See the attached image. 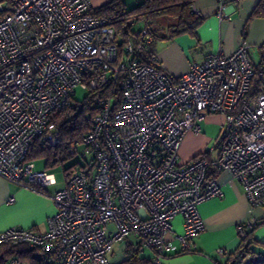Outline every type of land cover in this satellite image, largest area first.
<instances>
[{"label":"built area","instance_id":"obj_1","mask_svg":"<svg viewBox=\"0 0 264 264\" xmlns=\"http://www.w3.org/2000/svg\"><path fill=\"white\" fill-rule=\"evenodd\" d=\"M239 1L218 0L220 17ZM4 2L0 176L45 187L47 171L29 160L32 144L59 141L47 133L50 121L77 104L78 86L99 93L92 128L68 148L80 159L53 197L48 229L11 227L0 232V246L26 245L40 264H117L135 253L165 264L166 255L195 249L205 229L199 205L223 195L212 166L239 180L252 206L264 204V57L255 64L245 41L175 78L151 53L148 27L122 40L114 19L93 13L90 0ZM191 8L202 16L195 2ZM212 113L225 116L216 157L206 151L182 162L186 132H199L198 121ZM177 215L184 230L175 243L169 234ZM256 225L240 224L239 235ZM6 264L28 263L12 256Z\"/></svg>","mask_w":264,"mask_h":264},{"label":"crops","instance_id":"obj_2","mask_svg":"<svg viewBox=\"0 0 264 264\" xmlns=\"http://www.w3.org/2000/svg\"><path fill=\"white\" fill-rule=\"evenodd\" d=\"M111 0H90L93 9H97ZM261 0H241L228 6V16L220 17L218 0H194L200 8L203 23L197 30V37L181 34L174 37H163L151 44V49L157 56L158 65L170 76L178 78L188 72L194 63L201 64L208 56L222 47L226 53L233 52L242 42L248 44V53L255 64H261L264 57V17L253 16V12ZM127 7L129 4L124 0ZM250 21V29L243 39H240ZM259 53V61L252 57V53ZM208 120L210 122H205ZM219 121V134L212 146L208 147L211 139L203 135L209 123ZM225 116L212 113L198 121L200 131L190 129L186 132L180 150L182 162L191 160L203 152H210L212 158L218 153V138L221 133ZM204 123V124H203ZM45 140V139H44ZM45 144H50L45 140ZM38 170H46L48 184L40 187L30 183L27 186L9 181L0 176V232L11 227L34 228L44 232L48 229V218L53 215L57 206L54 201L55 193L66 183L68 169L64 170L63 178L59 181L56 173L58 165L49 166L48 157L31 160ZM42 163V165H39ZM210 174L217 178L222 185L223 195L211 198L199 205V212L205 220V229L196 239V247L191 252L168 254L164 258L165 264H226L232 254L238 251L242 237L238 226L248 221L259 222L264 218V204L252 206L246 197L242 183L233 178L229 172H219L211 167ZM13 202H9L11 197ZM174 235L169 238L178 243L176 235L183 233L184 218L177 215L173 221ZM247 233L252 229L246 226ZM255 238V237H254ZM264 241V236L260 237ZM224 248L226 256L217 253ZM243 264H251V255L243 258ZM231 263V262H230Z\"/></svg>","mask_w":264,"mask_h":264},{"label":"trees","instance_id":"obj_3","mask_svg":"<svg viewBox=\"0 0 264 264\" xmlns=\"http://www.w3.org/2000/svg\"><path fill=\"white\" fill-rule=\"evenodd\" d=\"M6 5L13 0H4ZM139 3L128 8L124 0H111L93 13L101 16H108L114 19L113 25L118 36L122 40L132 34L137 21H145L146 26L154 34L155 40L163 37H174L181 34H190L197 37V30L203 23L204 17L192 11L194 0H138ZM253 16L264 17V0H261L253 12ZM165 31L158 35V32ZM153 41V42H154ZM151 53L154 50L151 49ZM99 91H90L83 102H78L67 108L56 112L50 121L48 134L54 129L59 132V144L52 146L45 144L44 137L39 138L32 144V151L29 160L48 157L49 166L64 164L69 158L68 148L78 139L87 133L93 124V118L98 111L95 105V96ZM115 93L119 95V91ZM197 156V155H196ZM70 170V169H68ZM264 226V218L260 220L255 228L242 238L241 245L235 254L229 258L226 264L240 262L247 255H251V264H264V255L252 250L253 242H260L253 238L254 230ZM264 245V241L260 242ZM12 256L19 257L28 264H40L33 254V250L26 245H3L0 246V264H6ZM231 262V263H230ZM117 264H152L148 256H140L135 253L131 258Z\"/></svg>","mask_w":264,"mask_h":264},{"label":"rangeland","instance_id":"obj_4","mask_svg":"<svg viewBox=\"0 0 264 264\" xmlns=\"http://www.w3.org/2000/svg\"><path fill=\"white\" fill-rule=\"evenodd\" d=\"M4 3L6 4L7 2H4ZM127 3L129 4L130 8H133L139 3V1L138 0H127ZM3 18H4V14H0V20L3 19ZM260 20H261V26L262 25L264 26V19H260ZM145 26H146L145 21H143V20L142 21H137L135 26H134V29L135 30H139V29H141L142 27H145ZM249 29H250V21H247L246 29L244 30V33L241 34L240 39H243V35L246 36V34H248ZM164 32L165 31H162V32L160 31V32H158V35H161ZM251 55H252L253 59H255L257 62L259 61V57L260 56H259L258 52L257 53H252ZM87 94H88L87 90H85V89L81 88L80 86H78L77 87V94L75 96L76 101L83 102L85 100V97L87 96ZM206 122H210V121L205 120L204 123H206ZM208 125H209V127L204 129L203 135H205V136L207 135L211 139V141L208 144V147H210V146L213 145V143L215 141V137H217V134H219L221 124H220L219 121H215V122L212 121ZM51 130L52 131L50 133H53L55 135V137L57 136V138H58V136H59V138H60V134H59V132H57L55 130V128L51 129ZM82 137L80 136L78 139H76V141L72 145H74L77 141H80L82 139ZM58 140L59 141H57L55 143L52 142L51 145L54 146V145L59 144L61 139H58ZM81 149H82V147L79 148L80 151H81ZM79 159H80L79 155H76L74 157L69 158L67 160V162H65L64 164H60V165L57 166L56 173H57V177H58L59 181H61V179L63 178L64 170L68 169L72 164L76 163ZM39 165H42V163H40ZM250 230H252V229H250ZM263 236H264V226L258 225V227L254 230L253 238L255 237L254 239L262 242L263 239L260 238V237H263ZM260 242H257V241L253 242L251 244L252 245V250L256 251V252H259V253L264 255V245L262 243H260ZM116 247H117V245L115 246V248Z\"/></svg>","mask_w":264,"mask_h":264}]
</instances>
